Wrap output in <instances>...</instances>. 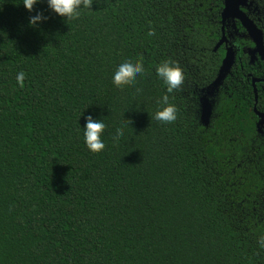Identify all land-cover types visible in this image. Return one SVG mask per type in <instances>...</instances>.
<instances>
[{
    "label": "trees",
    "instance_id": "1",
    "mask_svg": "<svg viewBox=\"0 0 264 264\" xmlns=\"http://www.w3.org/2000/svg\"><path fill=\"white\" fill-rule=\"evenodd\" d=\"M223 10L93 0L66 21L47 0L31 13L0 0V264H264L261 70L243 56L201 123L226 56ZM36 13L47 19L31 27ZM140 57L145 74L117 88L115 70ZM168 59L185 75L171 94L156 74ZM164 94L171 124L153 119ZM88 116L106 125L99 153L84 142Z\"/></svg>",
    "mask_w": 264,
    "mask_h": 264
},
{
    "label": "clouds",
    "instance_id": "2",
    "mask_svg": "<svg viewBox=\"0 0 264 264\" xmlns=\"http://www.w3.org/2000/svg\"><path fill=\"white\" fill-rule=\"evenodd\" d=\"M40 0H22L23 6L28 12H32L34 6ZM48 7L51 11L60 17L66 18V21L79 19L81 9H91L93 0H47ZM47 17L43 13H36L29 17V25L31 27L37 26L39 23L46 21ZM148 36L155 35L154 29H150L147 33ZM145 74L143 66V57L136 61L126 60L121 63L115 70L112 82L120 89L131 86L134 87L138 76ZM157 76L164 82L167 88V93L171 94L174 91L181 90L185 81L184 71L178 62L171 59L162 61L156 67ZM26 76L24 72L18 73L16 79L17 83L23 87ZM141 91L137 89V92ZM164 94L160 100L157 101L159 107L154 113L153 119L164 123L171 124L177 119V108L174 104L170 103L169 95ZM87 123L83 129L84 142L87 148L93 153H99L104 150L105 144L101 139L105 131L106 125L103 120H94L92 116L86 118ZM132 121L124 119V124L116 128L115 135L112 137L114 141L118 142L124 135V129L131 126ZM261 248H264V235L258 237Z\"/></svg>",
    "mask_w": 264,
    "mask_h": 264
},
{
    "label": "water",
    "instance_id": "3",
    "mask_svg": "<svg viewBox=\"0 0 264 264\" xmlns=\"http://www.w3.org/2000/svg\"><path fill=\"white\" fill-rule=\"evenodd\" d=\"M224 1V10L222 13V24H223V38L218 43L215 48V51L221 48V46L227 43L228 39L224 34V27L230 21H239L243 28L245 29L247 35L246 38H249L255 45V49L250 52V54H259L262 60L264 61V37L262 32L257 28L252 20L242 11V7H247L248 0H223ZM237 60V52L232 48L228 49L226 52L225 59L223 61L222 67L219 71V75L214 83L209 86L205 91L204 95L201 98V123L204 127H208L210 120L213 114V108L215 104V97L219 93L220 88L223 86L225 80L231 74L234 65ZM260 81V80H259ZM258 80L253 81L255 86ZM255 93L257 90L255 89ZM255 113L259 118V123L257 128L259 132H262L264 128V113L258 112L255 109Z\"/></svg>",
    "mask_w": 264,
    "mask_h": 264
},
{
    "label": "flooded vegetation",
    "instance_id": "4",
    "mask_svg": "<svg viewBox=\"0 0 264 264\" xmlns=\"http://www.w3.org/2000/svg\"><path fill=\"white\" fill-rule=\"evenodd\" d=\"M242 11L250 18V20H252L254 22V24L262 32L263 37H264V0H248L247 7H242ZM222 26H223V24H222ZM224 29H225L224 34L227 37L228 41H227V43L223 44L221 47H224L226 52L230 48H232L233 50H235V52H237V60H236V64L234 65V67L237 66V63H243V56L246 57V61H247L248 65L255 67V69L261 70V73H260L261 78L260 79H253L252 85H253L254 80H258V81L260 80L259 82L256 83L255 86L254 85L253 86L256 89L257 85H259L262 87V89H264V61L262 60V58L260 57L259 54H250V52L255 49V45L249 38L245 37L247 35V33H246L245 29L243 28L242 24L237 20L234 22L230 21L226 24ZM222 34H223V27H222ZM222 38H223V35H222ZM234 67H233V69H234ZM233 69H232V71H233ZM231 74H232V72H231ZM229 76H228V78H229ZM246 77L250 78L252 76L248 75ZM224 84H225V82H224ZM224 84H223V86H224ZM222 87L220 88V91H221ZM220 91H219V93H220ZM218 94L216 95V97L218 96ZM216 97H215V99H216ZM215 99H214V101H215ZM256 110H257V108H256ZM258 112H260V111H258ZM260 113H264V112H260ZM259 121H258V123H259ZM258 123H257V125H258ZM263 129L264 128H262V130Z\"/></svg>",
    "mask_w": 264,
    "mask_h": 264
}]
</instances>
